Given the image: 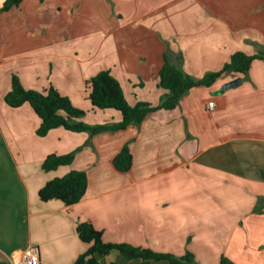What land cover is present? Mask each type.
Returning <instances> with one entry per match:
<instances>
[{"label": "crops", "instance_id": "0c3cea01", "mask_svg": "<svg viewBox=\"0 0 264 264\" xmlns=\"http://www.w3.org/2000/svg\"><path fill=\"white\" fill-rule=\"evenodd\" d=\"M95 1L98 19L83 17L84 31L75 30L73 42L46 14V0H24L0 14V264H12L30 246L39 247L41 264H74L90 247L77 233L82 222L107 243L177 257L191 252L195 264H220L224 256L264 264V60L246 77L223 75L211 87L191 89L176 109L117 132L58 128L41 138L33 108L5 102L17 75L26 89L54 87L69 97L86 124L121 122L119 111L91 105L87 81L109 70L130 104L158 105L167 94L158 85L165 55L201 79L236 52L264 51V0ZM110 3L120 12L136 6V13L109 20ZM237 78L240 86L222 91ZM126 144L133 167L121 173L113 161ZM69 153L71 165L43 169L49 155ZM74 170L89 179L79 203L40 200L49 181ZM100 262L145 264L117 251Z\"/></svg>", "mask_w": 264, "mask_h": 264}, {"label": "trees", "instance_id": "16d2710c", "mask_svg": "<svg viewBox=\"0 0 264 264\" xmlns=\"http://www.w3.org/2000/svg\"><path fill=\"white\" fill-rule=\"evenodd\" d=\"M24 0H5L0 14L19 7ZM256 60H264V51L249 55L244 52L234 53L220 71L211 72L196 79L173 65L168 56H164V64L159 72V87L167 92L158 105L138 102L132 105L128 102L120 82L111 71H100L87 81L86 89L91 105L95 109H114L121 113L122 121L109 125L91 126L82 121L85 111L75 107L70 98L64 96L54 87L42 92L26 89L20 78H12V90L6 95L5 102L9 107L20 108L29 104L40 119L37 135L46 137L52 130L64 128L73 133H90L96 135L103 132H117L131 125H140L149 115L160 110L176 109L181 99L191 89L196 87H211L226 74H240L246 77ZM75 159L74 153L66 155L51 154L43 162L45 171H54L59 167L68 166ZM114 167L121 173L129 172L133 167V154L129 144H126L116 155ZM264 175V174H263ZM89 186L85 171H71L63 177L49 181L39 192L43 202L59 200L67 206L79 203L85 196ZM80 240L90 245L74 264H101L100 258L117 251L126 260H141L145 264L165 261L169 264H195L193 253L187 252L181 257L169 253H158L151 249L136 247L127 243H107L103 233L97 230L91 222H82L77 226ZM220 264H235L228 257H222Z\"/></svg>", "mask_w": 264, "mask_h": 264}, {"label": "rangeland", "instance_id": "374dc122", "mask_svg": "<svg viewBox=\"0 0 264 264\" xmlns=\"http://www.w3.org/2000/svg\"><path fill=\"white\" fill-rule=\"evenodd\" d=\"M84 2L85 0H46V14L47 12L50 13L52 16L57 18L62 26L65 25L66 29L68 28L66 32L70 39L69 42H73L75 38V30L81 31L83 33L84 30L82 22H86V20L83 21V17H87V19H94L95 22L96 19H98L95 18V15L98 16V13H100L97 10L98 3L95 0H88L86 3ZM129 2L132 3V6L137 3L135 0H129ZM135 9L136 6L132 8V11L125 10L124 12H120L118 8H114L112 3H110V10L108 14L109 20H113L118 17L120 18L121 15L131 17L134 15V13H136L134 12ZM141 13L142 12H140V14ZM101 18L105 19V15L99 19ZM76 25L77 29L75 28ZM77 34L80 35L79 33Z\"/></svg>", "mask_w": 264, "mask_h": 264}, {"label": "built area", "instance_id": "2783aa9c", "mask_svg": "<svg viewBox=\"0 0 264 264\" xmlns=\"http://www.w3.org/2000/svg\"><path fill=\"white\" fill-rule=\"evenodd\" d=\"M209 109H214V103H209ZM12 264H41L40 259V249L38 246H30L25 249L22 256L19 258H13L11 261Z\"/></svg>", "mask_w": 264, "mask_h": 264}, {"label": "water", "instance_id": "95a60500", "mask_svg": "<svg viewBox=\"0 0 264 264\" xmlns=\"http://www.w3.org/2000/svg\"><path fill=\"white\" fill-rule=\"evenodd\" d=\"M242 84V79L241 78H237L229 83H227L222 91H225V90H229V89H233V88H237L238 86H240Z\"/></svg>", "mask_w": 264, "mask_h": 264}]
</instances>
